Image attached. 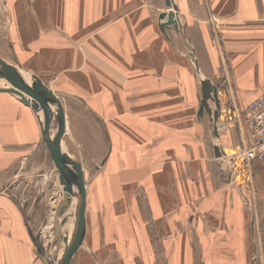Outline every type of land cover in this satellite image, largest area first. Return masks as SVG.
I'll return each instance as SVG.
<instances>
[{"label":"crops","instance_id":"1","mask_svg":"<svg viewBox=\"0 0 264 264\" xmlns=\"http://www.w3.org/2000/svg\"><path fill=\"white\" fill-rule=\"evenodd\" d=\"M15 1L16 4L18 1V11L9 16L13 39L23 40L18 42L19 46L37 40L32 47L40 48L37 58L52 59L48 66L64 68L69 64L70 57L64 48L73 45L70 38L60 41L48 33L57 31L60 25L74 33L80 25L79 17H83L85 24L90 25L88 32L106 31L97 37L101 44L94 59L89 43L86 46L88 59L95 60L98 70L110 64L113 57L122 56L123 60L119 61L125 65L142 64L149 68L156 65L158 75L145 76L155 79L154 87L166 81V77L168 81H178V93L170 89V84H162L159 91H152L149 84L147 88L144 84L138 87V79L131 81L127 88L125 76L119 77L120 74L112 79L106 69L105 75L116 88L115 81L121 80V87L124 86L121 91L115 90L121 104L131 96H153L154 102L160 95L170 100L171 94L178 97L172 106L170 103L169 121H163L164 116L158 122L135 120L131 115L128 122L131 143L136 145L131 148L134 152H130L128 164H131L130 160L137 164L149 161L153 165L168 161L176 167L154 168L144 164L134 170L105 172L100 189L93 194L97 215L87 216L86 199L85 242L75 250V264H151L154 252L149 247L146 219H142L136 201L138 189L145 194L149 221L156 227L160 240L170 243L198 241L206 234L213 240L239 241L243 252L251 249V238L264 240L261 237L264 235V162L254 160L246 166L245 163L240 165L238 158L235 163L228 159L243 139L244 108L264 91V0H172L176 5L178 24L174 19L176 28L171 25L169 31H163L164 35L168 32L175 37L179 35L176 42L173 40L174 48L194 59L200 78L190 72L192 64L188 57L172 53V36L159 32L154 20V0L144 3H139L140 0ZM109 8H114V15L123 13L124 8L134 9L145 21L150 17V26L147 20V30L137 29L135 40L132 30L123 26L121 30L107 26L98 28L99 25L92 28L93 17L102 15L104 21L103 16ZM136 16L133 15L131 21L136 20ZM118 34L123 37L121 42ZM136 38L140 48H147L145 55L137 58L132 54ZM46 46L54 47L56 51L47 50ZM175 65L180 70L175 74L160 72L165 67L171 70ZM187 82L190 83L189 91ZM214 86L221 104L218 121L213 123L203 112L199 118L196 115V122H188V128L187 120L183 119L192 112V106L197 104L200 96H204V90L207 92ZM34 115L30 107L9 92L0 90V264H43L36 243H41V237L46 241L50 239L44 234L49 227L40 230L43 226V193L47 189L43 192V181L37 171L47 164L35 161L32 154L33 143L42 137ZM169 125L175 126L172 137ZM212 125L216 126L214 136L222 145L218 157L214 153L213 140L207 135V128ZM156 140L162 141L161 147H156ZM225 160L227 168L221 165ZM230 164L235 165L233 172ZM223 210L226 211L221 214ZM234 210L240 220L231 213ZM52 222L53 215L50 228H53ZM237 223L242 225L241 230L232 226ZM226 224V229L220 232L221 226ZM261 225L263 234H260ZM59 250L56 256L61 254ZM168 254L171 255L170 248ZM191 254L194 249L186 248L187 261Z\"/></svg>","mask_w":264,"mask_h":264},{"label":"rangeland","instance_id":"2","mask_svg":"<svg viewBox=\"0 0 264 264\" xmlns=\"http://www.w3.org/2000/svg\"><path fill=\"white\" fill-rule=\"evenodd\" d=\"M15 2V0H0V60L33 73L44 85L46 92L48 93L47 96L49 97L50 93L54 94L55 105L52 103V101L49 102L47 121L48 123L49 120L51 121L50 127L54 130H57V132V125L59 123H62L64 125L66 133L72 138L76 145L82 164L83 184L86 192V199L88 200L87 216H94L98 214L97 206L93 205L95 200L93 194H97L95 192L100 189V185L103 183L100 180L103 179L105 172H114L115 170L120 169H127L128 171L130 169L134 170L136 168H140V166L144 164L145 166H147V164H150V166H154V168H161L164 166L166 168L176 167V165L168 161H158L156 165H153L149 161L147 163L140 162V164H137L136 161L130 160L129 162L131 164H128L130 152H134V150L132 151L131 148H136V145L131 143V141L133 140L130 137L128 122L131 119V115L135 120L141 119L142 121H146L147 119H149L158 122L159 119L164 116L163 121H169L167 117L171 112L170 103L172 106L173 103H175V101L178 99V97L175 95V93L171 94L170 100V98H168L167 96L164 97L163 95H160V98L158 100L155 99L154 102L153 96H129L130 98H127L126 103L121 104L120 98L116 96L117 94L115 93V90L117 89L121 91L122 89H124V86L121 87V80H119L115 81L118 86L116 88L114 85L115 83L108 79V75H110L112 79H115V76L120 74L121 75L119 77L125 76L126 80L128 79V86H126L127 88H130L131 81H135V79H138V87L139 85L144 84V88H147V84H149V87L152 91L161 90L163 88L162 84H170V89H173L176 93H178L176 87L178 81H174L173 79H170L171 81H168L169 78L166 77V81L163 80L164 82H159L155 85L156 87H154L153 83L155 82V79H152V77L146 79L145 76L147 74L158 75V71L155 70L156 65L154 67L150 66V68L142 64L138 66L125 65L120 63L119 61L120 59L123 60L122 56L115 58L113 57L110 64L103 65L101 66V70H98V66H96L95 60L88 59L89 54L86 46L89 43L91 56L92 59H94V54L97 50H99L101 44V42L99 43L97 37L100 34H104L106 31L100 32L99 29H96L92 32H88V28H90V25L88 26L85 24V20L83 21V17H79L80 25L78 29L74 30V33H70L66 26L61 25L57 29V31L48 33L52 37H57L58 39H60V41L69 38L73 41L72 46L67 45V48H64V51H66L68 56L70 57L68 60L70 61V63L64 66V68H56L55 66L51 65L48 66V62L52 59L37 58V53L40 51V48L32 47L34 44H36L37 40H35L31 44L30 42H28L29 44L27 45L23 44L19 46L18 42H21L23 40L19 37H17V39H13L14 34L10 33L11 19L9 18V16L11 12L18 11V1L17 4ZM141 2L144 3L145 0H140L139 3ZM67 3H71V0H68ZM118 3L120 2L118 1ZM154 5V20L156 21L159 32L164 35V32L169 31V27H171V25L168 24L166 20L170 17L168 15V11L172 9V7L166 6V0H154ZM114 14V8L112 10L111 8H109L107 14L103 16L105 19L104 21L102 15L99 17L97 16V18L93 17L91 27L93 28V26L99 25L98 28H100V26H107L108 28L117 27V29L121 30L123 26L126 27L128 31L132 30V37L135 40L134 36H137L138 34H135V31L137 29L138 31L140 29L147 30V27L150 26L151 23L150 17H147L146 21H149V24L147 26V22L145 21L144 16L139 17V12L137 11L136 13L134 9L124 8L123 13L117 12L116 15ZM135 14L137 15L136 20L131 21L132 16ZM173 14H175V17L177 19H179L176 13ZM81 33H83L82 36H80ZM165 35H170V37L172 36L170 43L172 46V53L174 52L178 56L188 57L186 54H180L174 48L173 40H175L176 42V40L179 39V35L175 37L173 33L169 32ZM117 36L119 37V40L121 42L123 39L122 35L118 34ZM164 39L168 40L167 37H164ZM137 42L138 39L136 38V41H134L135 47L133 46L134 48H132V54L136 58L137 56L139 57L145 55L144 53L147 51L146 47L140 48L139 42ZM14 48H17V50ZM45 49L56 51L54 47L46 46ZM102 51L104 52V49H102ZM127 51L128 52L126 53L127 55H129V50ZM188 58V61L192 64L190 65V68H192L190 72L195 73V75L197 74L200 78V74L196 69L194 70V59H191L190 57ZM106 69L108 70V72H110V74H108L107 76L105 75ZM163 71L166 74H175L180 70H178V66L175 65L171 67V70L169 69V67H165L164 69L160 70V72ZM84 73L86 75H83ZM119 77L117 76L116 80ZM142 78L144 79V81L142 80ZM186 88L188 91L190 90L189 82L186 83ZM4 89H7L9 91L18 90L28 100H33V98L31 97V93L25 90L24 87H20L14 81L0 76V90ZM9 93L12 94L11 92ZM203 93L204 96L199 95L200 100H198L197 104H193L192 112L185 116V118L183 119V121L187 120L188 128V122H196L195 117H201L203 112L205 116L208 114L211 117L213 123H216L218 121L220 110L218 112L217 118H214L216 108L213 106V102L211 101V93L209 91L205 92V90ZM12 96L17 98L13 94ZM17 100L24 104L20 99L17 98ZM201 104L203 105L202 108ZM55 106L57 107V110ZM200 108L202 109L201 111ZM57 111H59V114ZM162 112L165 113L163 114ZM177 115L178 114H176V116ZM230 115L232 116V114ZM34 116L36 118V115ZM227 121H230V119H228ZM169 127L172 129V132L170 133V137H172L175 134V132L173 131L175 126L169 125ZM212 127L213 125L207 128V135H209L213 140V147L215 148L214 153L216 155L219 154V152L221 153L222 145H219L218 140L215 138ZM124 133L125 136L123 135ZM188 135L189 130L187 131V136ZM144 143H146V141L143 142V144ZM60 144L66 151L69 158H71L67 144L63 138L60 139ZM161 145L162 141L156 140V147H161ZM33 147L34 151L32 150V154L35 155V161H44L47 164V166L43 165L44 167L41 166L40 168H38L39 170L37 171V173L43 181V192H45L46 189L48 191V193L47 191L43 193V195L45 196L43 207V226L40 230H45L49 227V231L46 230L44 234L50 239L47 241L43 240V237L40 238L41 233L39 234V238L43 247L42 251H52L55 233L53 228H50L49 222L51 216L54 214L55 207L60 200L61 194L65 192V182L62 178L60 170L57 168V165L55 163L57 161L55 159L54 153L52 152L49 145L43 140V137H40V140L33 143ZM130 183H132V181ZM121 186L123 185L121 184ZM69 192L68 195L70 196L68 198V205L66 206L64 214H68L69 212H72L73 214L64 223V228L62 227L64 230L63 232L66 235H70L74 231L76 223V199H74L75 196L71 192ZM52 194L53 196L50 199V196ZM73 199L74 201H72ZM136 201L138 206L140 207L142 219H146L147 222L146 230L150 241L149 247H151L154 252V256L151 259V264H264V240L262 239L259 241L258 237L251 238V249H248L244 252L241 242L239 241L230 242L226 239L213 240L211 239V237H207L206 234H203V238L198 241L188 240L170 243L168 240H160V235L158 234L156 227L152 224L151 221H149V210L143 190L138 189L136 191ZM47 204L49 206H47ZM224 211L226 210H223L221 214H224ZM231 213L236 216V220H240L237 210H234ZM226 226L227 224L221 226L219 231L222 232L223 230H225ZM232 226L236 227L237 230L242 229V225L239 223ZM260 227H262L260 230V234H263V225H261ZM84 232H86V226ZM220 236H222V234ZM261 237H264V235H261ZM84 239L85 233L82 242H85ZM62 244L59 251H62L65 246L64 243ZM230 244L231 246H233L232 248H230ZM84 247H86V245ZM169 248L171 255L168 254ZM186 248L187 250L194 249V254H191V257H189V261L186 260V256L184 255V252H186ZM74 254L75 251L73 252V255ZM73 255L69 264H75L76 262L77 258H73ZM116 263L117 262H114L113 264Z\"/></svg>","mask_w":264,"mask_h":264},{"label":"water","instance_id":"3","mask_svg":"<svg viewBox=\"0 0 264 264\" xmlns=\"http://www.w3.org/2000/svg\"><path fill=\"white\" fill-rule=\"evenodd\" d=\"M166 6L172 7L168 11V15L166 22L170 25H173L176 28L177 18L175 17L174 11H176V5L172 0H166ZM162 16V15H161ZM164 16V15H163ZM178 24V21H177ZM179 26V25H178ZM195 68L197 72H199L196 64ZM0 76L5 77L9 80L16 82L20 87H24L25 90H32V94L35 96L37 100V104L34 100L30 101L18 90H7L15 95L18 99H20L26 106L30 107L35 113L36 118L38 120L40 132L42 134L43 140L49 145L52 152L54 153L55 159L57 162V168L60 170L62 178L65 182L66 189L64 193L61 194L60 200L55 208V212L53 215V230H54V245L52 251H42V244L36 243V248L39 253V256L43 262V264H69L73 252L77 249L78 246L82 243L84 238L85 231V208H86V192L83 184L82 177V164L80 160V156L76 145L72 138L66 133L64 125L62 123L58 124V133L65 137V141L70 152L71 158L67 155L64 148L59 143L57 136L48 128V104L50 101L55 105L54 94L50 93L49 97L47 96L46 89L44 85L40 82V80L31 72L22 70L18 67H15L11 64L5 63L0 60ZM211 93V100L215 103L216 112L214 118H217L218 112L220 109V104L218 102L217 89L214 86L209 90ZM31 94V96H32ZM33 97V96H32ZM56 107V106H55ZM203 105L201 104V108ZM200 108V111L202 110ZM57 110V107H56ZM59 114V111H57ZM213 133L214 135L217 133L216 126L213 125ZM216 156H220V154H216ZM221 165L225 168V163L222 162ZM71 192L76 198L75 204V214H76V223L74 231L70 235H66L62 232V226L66 222V220L72 216V212L68 214H64L66 210V206L68 205V192ZM61 241L65 244L62 255L58 259H52L58 253V250L61 248Z\"/></svg>","mask_w":264,"mask_h":264},{"label":"built area","instance_id":"4","mask_svg":"<svg viewBox=\"0 0 264 264\" xmlns=\"http://www.w3.org/2000/svg\"><path fill=\"white\" fill-rule=\"evenodd\" d=\"M241 129L243 139L229 156V162L235 163V158L240 160V165L245 163L246 166L254 160L264 162V91L244 108ZM224 163L227 168V161ZM234 168L235 165L230 164V171L233 172Z\"/></svg>","mask_w":264,"mask_h":264},{"label":"bare ground","instance_id":"5","mask_svg":"<svg viewBox=\"0 0 264 264\" xmlns=\"http://www.w3.org/2000/svg\"><path fill=\"white\" fill-rule=\"evenodd\" d=\"M16 83V82H15ZM29 92L32 94V90L31 89H29ZM33 96V97H32ZM32 98H33V100H34V102L37 104V100H36V98H35V96L32 94ZM33 111V110H32ZM33 113H35L34 111H33ZM50 120H49V123H48V128L57 136V139L59 140V143H60V139L61 138H63L64 140H65V137L63 136V135H60L58 132H57V130H54V129H52L51 127H50ZM58 126V125H57ZM66 142V141H65ZM65 188H66V185H65ZM64 188V190H66ZM70 193V192H69ZM74 199H76V198H74ZM74 199L72 200V201H74ZM57 206V205H56ZM56 208V207H55ZM54 212H55V210H54ZM54 215V214H53ZM63 227V226H62ZM64 228V227H63ZM63 228H62V232L64 231L63 230ZM61 255H62V251H61V254H59L58 256H56L55 258L56 259H58V258H60L61 257ZM52 259V258H51Z\"/></svg>","mask_w":264,"mask_h":264}]
</instances>
